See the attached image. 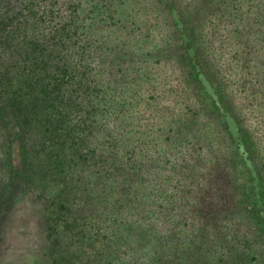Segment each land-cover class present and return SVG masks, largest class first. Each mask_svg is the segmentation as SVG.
Segmentation results:
<instances>
[{"label":"rangeland","instance_id":"1","mask_svg":"<svg viewBox=\"0 0 264 264\" xmlns=\"http://www.w3.org/2000/svg\"><path fill=\"white\" fill-rule=\"evenodd\" d=\"M176 2L264 164V0ZM174 34L163 0H0V101L31 164L0 264H263Z\"/></svg>","mask_w":264,"mask_h":264},{"label":"flooded vegetation","instance_id":"2","mask_svg":"<svg viewBox=\"0 0 264 264\" xmlns=\"http://www.w3.org/2000/svg\"><path fill=\"white\" fill-rule=\"evenodd\" d=\"M163 1L175 29L173 54L178 57L196 98L222 139V192L225 201L230 203L225 213L232 220L235 232L244 237L246 243H251L252 251H256L264 264V164L258 155L256 138L235 112L231 96L216 73L208 68L195 30L188 28L176 0ZM7 108L0 101V127L8 138L6 156L10 165L7 182L0 189V225L31 173V164L26 158V134L22 137L21 133H12V125L7 121L13 111Z\"/></svg>","mask_w":264,"mask_h":264},{"label":"trees","instance_id":"3","mask_svg":"<svg viewBox=\"0 0 264 264\" xmlns=\"http://www.w3.org/2000/svg\"><path fill=\"white\" fill-rule=\"evenodd\" d=\"M12 111L14 113L13 115H15L19 119V121H20V115L16 114L15 110H12ZM21 123H22V120H21Z\"/></svg>","mask_w":264,"mask_h":264}]
</instances>
